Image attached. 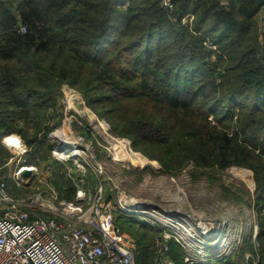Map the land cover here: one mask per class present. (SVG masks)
<instances>
[{"label": "trees", "instance_id": "trees-1", "mask_svg": "<svg viewBox=\"0 0 264 264\" xmlns=\"http://www.w3.org/2000/svg\"><path fill=\"white\" fill-rule=\"evenodd\" d=\"M171 1L172 11L163 0H0V140L22 135L34 160L40 149L18 121H33L37 136L68 85L166 174L251 171L264 210V0ZM9 156L0 144V170ZM65 184L56 187L75 201L77 184ZM117 222L135 239L136 264H155L162 231ZM259 228L261 249L248 237L246 250L264 264V214ZM169 255L188 264L175 240Z\"/></svg>", "mask_w": 264, "mask_h": 264}, {"label": "rangeland", "instance_id": "rangeland-1", "mask_svg": "<svg viewBox=\"0 0 264 264\" xmlns=\"http://www.w3.org/2000/svg\"><path fill=\"white\" fill-rule=\"evenodd\" d=\"M128 1L121 5L126 6ZM57 95L56 106L46 112L47 119L43 130L37 136L33 121H18L20 128L27 131L34 147L40 149L34 160L29 156L32 148L26 146L22 135L16 134L22 138L26 151H20L15 146L9 150L1 144L10 155L4 162L5 166L11 162L7 167L11 172L20 161V165L35 166L38 173L36 177L32 174L25 177L22 184L16 183L10 177L9 189L13 194L26 198L38 192L53 190L59 197V202L72 204L75 201L66 200L65 194L61 195V190L56 187L57 184L63 185L72 181L78 187L76 194L83 190H93L95 184L84 166L76 167L71 162H59L56 160L59 156L54 157L53 149L57 144L50 137L60 130L64 142H78L82 151H89L90 156L94 157L97 164L89 160L88 162L101 172L98 173L99 179L107 188L108 194H112L117 206L120 205L119 194L123 192L133 203H143L157 208L160 212L165 210L164 212L174 215L170 218L173 220L170 223L171 228L181 231L183 243L191 254V264H197L193 256L198 254L205 257L201 264H210L214 259L215 262H222L231 258L233 264H247L250 261L253 264L258 263L254 253L246 250L245 241L250 237L256 243V252L261 249L256 240L260 230L259 217L264 214V210L262 206L259 209L255 207L256 183L251 171L234 167L217 172L210 168L201 170L189 165L176 174H166L157 160L136 150L131 139L117 135L109 121L91 109L84 95L77 89L64 85L57 91ZM47 126L52 130L45 134ZM43 138L44 141L41 142ZM127 144L130 145L133 156L130 151L125 150L128 148ZM50 147L49 157L46 159L43 156ZM19 151L22 153L16 155ZM122 164L125 166H121ZM64 187L66 188L63 190H66L68 184ZM130 216L141 225L156 221L155 218L144 215ZM116 225L124 237L135 240L132 235L126 236L123 233L118 222ZM151 234L154 237L159 236L156 232Z\"/></svg>", "mask_w": 264, "mask_h": 264}, {"label": "built area", "instance_id": "built-area-1", "mask_svg": "<svg viewBox=\"0 0 264 264\" xmlns=\"http://www.w3.org/2000/svg\"><path fill=\"white\" fill-rule=\"evenodd\" d=\"M115 1L122 4L126 0ZM162 5L168 11L174 7L171 0L167 4L163 0ZM52 136L50 139L57 144L53 149L54 157L59 156L56 160L71 162L76 167L84 166L87 173L97 178L98 184L91 191H79L72 204L59 202L53 190L22 198L10 191L8 180L11 177L16 183L22 184L26 171H31L36 177L38 173L35 166L20 165L19 161L13 172L7 168L11 162L3 167L0 170V264H136L134 240L124 237L116 225V218L118 215H128L127 210L149 209H152L156 221L147 225L162 231L161 237L155 242L158 254L155 264H174L169 255V243L172 240L184 249L185 262L189 264L191 254L183 243L181 231L172 229L171 224L165 222L174 216L172 213H166L165 210L160 212L143 203H133L123 192L119 194L120 205L117 206L112 194H108L99 179L98 173L101 172L88 162L96 163L89 151H82L78 142H64L63 135L57 138ZM66 144L74 148L72 157L62 155ZM126 146L128 148L125 150L133 156L130 145ZM193 260L201 264L202 257L200 254L194 255Z\"/></svg>", "mask_w": 264, "mask_h": 264}, {"label": "bare ground", "instance_id": "bare-ground-1", "mask_svg": "<svg viewBox=\"0 0 264 264\" xmlns=\"http://www.w3.org/2000/svg\"><path fill=\"white\" fill-rule=\"evenodd\" d=\"M60 131V130H59ZM58 131V133L56 134V135H54V136H52V138H57V137H62V133H61V131L59 132ZM66 132V131H65ZM67 145V147L66 148H64V149H62V155L63 156H68V157H72L74 154H75V151H74V148H72L71 146H68V144H66ZM141 209H144V208H141ZM127 213L130 215V214H137V215H141V216H148V217H153V218H155L154 217V214H153V212L152 211H147V210H127ZM143 216V217H144ZM143 217H141V218H143ZM152 219V218H151ZM176 218H174V220H175ZM177 220V219H176ZM171 221H173V220H170V219H166L165 220V222L166 223H171ZM180 226V225H179ZM181 227V226H180ZM220 235V234H219ZM202 251V250H201ZM203 252H205V251H203ZM202 257V259L204 260L205 259V257L204 256H201Z\"/></svg>", "mask_w": 264, "mask_h": 264}, {"label": "clouds", "instance_id": "clouds-1", "mask_svg": "<svg viewBox=\"0 0 264 264\" xmlns=\"http://www.w3.org/2000/svg\"><path fill=\"white\" fill-rule=\"evenodd\" d=\"M165 4L168 3V0H164ZM0 144H3L4 147L12 150V147L19 149L20 151H26V147L23 145L22 138L16 134H12L9 137H5L3 140H0Z\"/></svg>", "mask_w": 264, "mask_h": 264}, {"label": "water", "instance_id": "water-1", "mask_svg": "<svg viewBox=\"0 0 264 264\" xmlns=\"http://www.w3.org/2000/svg\"><path fill=\"white\" fill-rule=\"evenodd\" d=\"M31 175V171H26L25 173H24V176L25 177H29Z\"/></svg>", "mask_w": 264, "mask_h": 264}]
</instances>
